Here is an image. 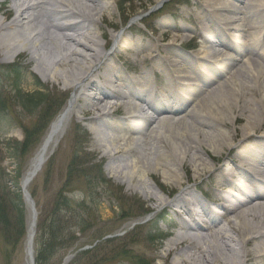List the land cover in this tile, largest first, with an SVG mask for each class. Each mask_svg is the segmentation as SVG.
Returning a JSON list of instances; mask_svg holds the SVG:
<instances>
[{"label":"rangeland","instance_id":"rangeland-1","mask_svg":"<svg viewBox=\"0 0 264 264\" xmlns=\"http://www.w3.org/2000/svg\"><path fill=\"white\" fill-rule=\"evenodd\" d=\"M1 1L3 0H0V2ZM225 1H228L229 4L236 5L237 8L242 10V7H244L246 5L245 3L249 0ZM208 2L209 0H121L117 5H112L105 10L102 19H96L99 23L98 25L101 32L105 33L108 37L107 40L109 43L106 49V51H108L107 53H109L107 55L110 56L108 60L112 61L116 66V70L120 72H124L126 68L129 69V67H132L134 72L139 71L140 73L144 71L148 73L153 67L159 66L160 72H162L166 78V75L170 73V66L167 64V67L165 66L164 68L163 65L159 64V60L164 61L165 56H170L174 61L178 62L177 69L186 71L190 76L191 74L188 72L189 67L192 69L194 67L199 68V66L196 65L198 61L195 60V57H198L201 46L211 47V43L200 35L202 31L201 26L197 27L200 23H204L203 27H205L207 20L205 15L208 17L215 15V13L209 12L208 8L214 5V3L219 2L211 0L212 4L210 5ZM203 8L204 10L206 9L208 14ZM245 17L247 16L242 15L238 17L245 29L243 34L244 37H249V35L251 36L254 35V33H258L259 36L257 35L256 41L259 42V47L261 48L260 45H264V25H261L263 13H253L251 18L248 16L247 20ZM194 18H198L197 24L192 22ZM242 19H245V21L241 22ZM107 22H112L115 28L111 29L107 26ZM251 24H253V26ZM182 27L188 28L190 32H188L189 30L184 32L183 29H181ZM168 30L171 32L169 38L167 36L161 39L160 33ZM207 31L210 32L208 28ZM115 34H122L125 39L127 38V43H121L117 49L113 47L114 42L109 38ZM190 36H193V40L189 42L188 38ZM224 39L226 40L225 43L228 42L232 46L234 45L235 47L233 48L236 49L234 55H236L235 58L238 61L234 62V64L229 67L230 71L225 74L223 73V75L214 71L213 75L209 74V78L206 79L207 84L198 77L197 79L202 89L194 94L191 100H184L183 98L182 104L185 105L183 113H177L172 116L164 113L161 114V117H167L172 120L183 118L187 122L198 126L200 133L203 131L207 133L216 132V121L207 118L201 120L195 113L193 115L188 114L189 110L192 109L193 106L198 105V101L209 94V92L211 93L214 91L217 86H221L224 82L228 81V78L234 74L247 57L251 59L256 58L258 60L263 58L261 56H259L260 58L258 57L257 51L259 50L243 52L242 47L237 45L236 42L233 41L234 39ZM171 40H175V44L174 46H169V48H173L178 55H175L174 52L169 53L170 50L169 52L166 50L167 43ZM98 41L103 44L102 40L98 39ZM247 41H250V39L246 38L245 42ZM128 45L135 47V49L126 51ZM154 47H157L156 49H158L160 53L158 54L156 52V56L153 58L144 57V55H142L143 53H139V51L145 52ZM183 48H185V50ZM210 50H212V47ZM244 55L245 57L242 58ZM177 56L180 57L178 58ZM152 59L153 61H151ZM104 61L105 60H102V63ZM181 61H183V63ZM262 61L264 62L263 59ZM11 63L16 64L17 68H19L21 89L24 92L30 93L35 89L33 86V77L37 78L40 83L47 88L44 92L47 100L39 106L36 111H27L17 104L18 100H16L15 91L12 87V79H5L1 71L6 70V65ZM123 65L125 67H123ZM34 66L35 64L32 61L30 62L27 58L21 57V59L13 60L12 57L3 56L0 52V100L5 104L2 110L3 120L1 121L2 123H0V166L3 168L5 167L7 173L11 176H13L11 173L18 169L25 173L26 169L29 167V161H31L37 153V150L43 144V140L49 131V125L55 121V117L65 110L68 104L66 100L69 101L75 94L72 90H66L62 86H56L50 79L42 81L40 77L36 75ZM215 66L216 65H212L209 67V70L217 69ZM155 69L159 71V69ZM177 69L173 67L174 73L177 72ZM202 72V76L204 74L208 75L207 70L202 69ZM95 77L96 74H93V78ZM161 79L163 81L165 80L163 77ZM82 89L83 87L80 92L75 95L76 99L80 98V93L83 92ZM224 91L226 93L227 89H224ZM89 92L90 91H87L86 93ZM260 93L259 90H249L246 93H237L238 96H235V101L232 96L226 99L225 108H221L223 115L222 121L225 124L221 129H224V131L230 134L233 146L230 148L221 144L219 150L216 152L212 149L214 153H212L210 149L198 151L197 154L207 162L208 169H217L222 164L228 165L229 168L234 169L235 166L238 165L240 159L247 158L248 155L244 153L245 151L240 152V150L241 147L248 148V146L253 144V139H249L248 142L242 146L237 140L244 132L243 128L247 123L246 118L249 112L251 113V117L254 118L255 121H258L252 135L257 137L259 134H264V103L259 104V102H262ZM217 98H219V96L216 97V99ZM50 103H52V106L47 108L46 105H50ZM60 104L62 105L61 107H59ZM74 107L77 109V112L72 120L77 121L78 124L73 125L72 120L69 121L64 135L59 139L60 141L54 149V153L46 160V163L28 186V192L32 196L34 205L36 206L37 216L41 215L45 220L44 226L46 229H49L51 213L55 205L54 203L58 199L59 192L63 194L65 199L67 198V200L71 202L70 204L72 207L69 212L63 211L61 214V219L65 220L64 225L68 227L70 231L73 230V236L75 238L71 241V248L68 250H60V248L57 247L48 255V260L43 264H61L65 256L72 254L75 255L68 264H89V260L83 257L79 258L76 254L83 249L92 247L93 244L96 246L95 258L90 260L91 264L94 262H96V264H137V260L140 259L148 264H162L161 260L167 254V241L181 232L179 230L184 224L183 220L178 216V212L180 211L181 213L182 210L172 206L173 200L177 196L182 195L186 189H191L193 195H186L184 196L185 199L191 203H195L197 197L202 198L206 205L214 207L209 199L206 201L201 195L202 193L205 195V192L211 189L216 190V195L220 194L219 187L216 186V182L220 179L219 173L217 175V180H213L215 177L209 179L207 168L203 172L199 169L197 172L198 175L196 176L188 169L182 170L179 172L181 178H183V180H190L189 183L183 184V186H181L182 188L162 179L161 171L156 172V177L149 178L145 176L143 179H145L147 183L146 190L153 196L156 195L159 197L163 202L160 205H154L151 201L146 200L144 193L142 194L140 190L132 189L125 182L126 180L124 178L119 179L115 175V171L121 169L122 166L130 164L132 161L139 158L141 159L147 146L137 147L139 149H137L131 157H128L127 160H120L116 163L111 162V159H109L107 155L108 150L98 149L93 142L92 135L94 134V130L91 128L93 126L90 122L92 115L83 118L82 112L91 107L80 104L79 101L75 102ZM55 111L58 112L55 113ZM53 113H55V115L50 117ZM145 114V116H150L148 112ZM110 117L118 123V126L120 125V127H122L125 133L127 132V127L121 120V118H127L124 110L121 109L118 113L110 115ZM128 120L130 122H127V120L126 122L129 126L133 120ZM143 121L146 123L147 118L144 117ZM197 121H200V125L196 123ZM201 121L203 123H201ZM155 122H157V120ZM113 126L116 128L117 133L112 134V137L120 136V128L116 127L115 124ZM153 127H157L156 123H153L145 129V133L143 132L142 135L145 137L144 139H149L148 135ZM24 130H31L34 133L28 141L29 147L25 152H22L23 155L15 157L11 151L8 152L4 148L7 147V145H12L11 141H23ZM131 137L137 138L135 135ZM213 140L214 138H212V141ZM161 141L162 140H157L155 144L157 146H163L160 144ZM163 141L166 143L165 139H163ZM215 147L216 146L213 148ZM75 149L80 150L79 160L82 161V164L79 166V171H73L69 174L68 166L71 164ZM161 154L164 157L163 151H161ZM213 157L216 159V162L211 161ZM98 170H101L102 178L110 181L109 186H100L98 181L100 176ZM102 178L100 176V179ZM90 179L95 185H98V187L95 191L96 194L88 198L85 192L88 190L86 180ZM92 182L90 183L93 185ZM165 190L172 191L170 199H167L166 195L161 192ZM239 200L240 197L238 198V201ZM220 202H222L223 205L225 204V200H221ZM80 204V207L77 206ZM163 208L164 212L160 214ZM144 211H150L151 214L141 217ZM25 216L26 227L29 218L27 210ZM226 216L227 214L223 219ZM217 218H215L216 221L218 220ZM70 219L80 226L77 228L68 224ZM201 224L203 223L201 222ZM78 230L81 232H78ZM25 236L26 234L24 233L22 237H18L17 242H13L14 244L12 243L10 246H6L0 240V264H27L25 259ZM62 236H65V234L63 233ZM167 236V240L163 241L162 244L157 242L158 238ZM152 240L156 241L152 242ZM35 241L36 237L33 245L35 253L34 258L37 257ZM244 260L245 264H256V261L252 258H246ZM172 261H174V257H168V262Z\"/></svg>","mask_w":264,"mask_h":264},{"label":"bare ground","instance_id":"bare-ground-1","mask_svg":"<svg viewBox=\"0 0 264 264\" xmlns=\"http://www.w3.org/2000/svg\"><path fill=\"white\" fill-rule=\"evenodd\" d=\"M120 1L3 0L0 2V15L3 18V21L0 22L1 54L7 56L12 52H16L18 59L24 57L35 64L34 71L42 81L50 79L56 86H62L66 90H72L75 93L73 96L74 100L72 102L70 101L63 113L56 118L55 122L48 129L49 131L43 140V144L37 150V153L31 161H29V167L26 169L23 179L29 178L32 171L36 169L38 162L41 159H46L51 152L50 150L56 148V145L60 141L59 139L62 138L66 131V126L69 121L74 119L73 117L77 112L74 104L76 101H79L80 104L91 107L82 112L83 118L92 115L90 122L93 126L91 128L94 130L95 139L97 143H101L99 148L108 150L107 155L111 159V162L116 163L120 160H127L128 157H131L139 149L137 147L147 146L141 159L139 158L130 164L122 166L121 169L115 171V175L119 179L124 178L126 180L125 182L132 189L134 188L140 190L142 194L144 193L146 200L151 201L154 205H160L163 203L162 200L146 190L147 183L143 177H156V172L161 171L162 179L182 188L181 186L189 183L190 180H183L179 172L188 169L196 176L198 175L197 172L199 169H201V172L206 170V168L208 169L207 162L197 154L198 151L210 149L214 153V151L219 150L221 144L232 148L233 143H231L232 138L230 134L224 131V129H221L225 125L222 121L223 115L221 108H225L226 99L229 96L234 97L235 101V96H238L237 93H246L249 90H259L262 99V102H259V104L264 103V63L256 58L251 59L247 57L234 74L228 78V81L224 82L221 86H217L214 91L209 92V94L198 101V105L193 106L189 110L188 114L193 115L195 113L201 120L207 118L216 121L215 133H207L206 131L200 133L198 126L187 122L183 118L172 120L167 117H161V114L164 113L171 116L177 113H183L185 105L177 103L180 99L179 94L170 93L173 96V99L170 100L171 105H164L159 108L151 101L145 102L143 99L145 95L136 93V91H132L129 94V98L120 94V92L115 97L119 102L125 100L117 104L119 110L123 109L127 117L125 119L121 118L127 127V132L125 133L122 127L120 125L118 126V123L108 114L109 107L99 106L109 97L110 93L106 90L107 84L116 85L111 80L117 79V74L114 73L115 70L113 67L106 68V63L110 62L108 60L110 56L106 53L109 43L107 40L108 37L105 33L101 32L96 19H102L105 10L112 5H117ZM216 1L219 3H214L208 10L214 12L216 17L221 18L222 20L219 19L217 21L218 24L227 28L228 31L233 32L234 35L236 34L238 40H240V37H244L243 34L245 32L243 24L240 25L239 16L245 15L247 16L245 17L247 20L248 16L251 18L253 13H263L261 25H264V0H249L242 7V10L237 8L236 5L228 4L225 0ZM208 4H212L211 0H209ZM206 13L208 14V12ZM205 16L207 17V22H211V17ZM242 21H245V19H242ZM210 22L208 23L209 27L212 26ZM253 24L251 25L253 26ZM106 25L111 29L115 28L112 22H107ZM185 30L187 29L185 28ZM170 35L169 32L160 33L162 39L167 36L169 38ZM257 35L259 36L258 33L249 35L251 43H241V46L243 45L242 47H245L247 52L250 49L254 51L258 47L257 44L259 43L256 41ZM109 38L114 42L113 47H116L115 49L119 48L121 43H127V38L125 39L122 34H115ZM214 38L212 47L217 48L216 44L219 46L224 45L228 50L211 53L209 48L201 47V51L198 53L199 60L201 58L208 59L206 62L202 61L205 67L207 62L212 63L213 61L216 63L214 64L216 65L215 68H217L213 70L207 69L208 75L204 74L203 76L196 74L194 71L195 77H199L206 84V79L209 78V74L213 75L215 71L223 75V73L225 74L230 71L229 67L234 62L238 61L235 58L236 55L228 52H236L235 48L225 44L223 38L218 36ZM98 39L102 40L103 44L99 43ZM174 44L175 40L169 41L166 50L168 52L170 50L169 53L174 52L176 55V51L173 48H169V46H174ZM156 48L154 47L153 49H148V51L140 52L141 54L143 53L142 55L144 57L153 58L156 56V52L159 53ZM132 50L133 46L128 45L126 51ZM257 54L258 57L261 56L264 58V49H259ZM212 55L213 57L211 58ZM244 57L245 55L242 58ZM103 59L105 61L102 63ZM165 61L159 60V64L163 65L164 68L168 64L172 66V70L173 67L177 69L178 63H174L175 61L170 56L166 57ZM202 67L204 66L200 65L199 68ZM102 70L103 75L100 74ZM176 73L174 75L172 73L167 74L166 80L168 82L174 80L178 83L177 78H182L188 81L189 84H192L182 86L183 88L180 89L187 94V99L191 100L192 96L202 89V86L193 84L192 80H196L190 79L185 71L183 73L182 70L177 69ZM93 74H96L95 78H93ZM148 80V73H142L141 77H139V84L145 85ZM173 86L171 85L169 90H178L177 87ZM82 87L83 92L80 93V98L76 99L75 95L80 92ZM224 89H227L226 93ZM87 91H90V94L86 93ZM118 91L121 90L118 88ZM113 92L117 93V90L114 89ZM218 96L219 98L216 99ZM131 99L138 101L133 102ZM161 101L162 98L159 101L160 104L162 103ZM142 103L149 105V107L146 106L152 114L151 117L143 115L138 117L133 116V114H140V106ZM142 117H147L146 123ZM128 119H132L134 123L131 122L132 124L130 123L128 126L127 122H130ZM156 120L157 122H155ZM246 121L247 123L243 128L244 132L237 142L242 146L252 138L254 143L248 146V148L241 147L240 150V152L245 151L244 153L246 155H250L258 153L264 147V134H259L257 137L252 135L258 121H255L251 117L250 112ZM72 123L73 125L78 124L75 120H72ZM153 123H156L157 127L151 128L148 135L149 139H144L145 137L142 136L143 132L145 133V129ZM196 123L200 125V121ZM201 123L203 122L201 121ZM114 124L120 128L121 135L111 138V134L117 133L116 128L113 126ZM133 135L137 138L131 137ZM48 136L51 138L49 139ZM162 138L166 140V143H164ZM212 138H214L213 141ZM157 140H162L160 144L163 146H157L155 144ZM214 146L216 147L213 148ZM161 151L164 152V157ZM211 161L216 162V159L213 157ZM240 161L247 162V159H240ZM220 170L229 172L228 175L230 178L238 177L235 173L237 169L233 170L224 164L217 170L209 168L207 172L211 178L215 177L214 179H216L219 173L217 171ZM228 175H224L225 177H222V181L226 185L229 183L230 186L231 181ZM237 180L239 179L237 178ZM161 192L166 195L167 199H170L172 196L171 190ZM208 194L214 201L220 198L222 199L223 197H216L215 189H211ZM186 195H193L191 189H186L182 195L177 196L173 200L172 206L189 212L191 210L190 206L197 204L196 207L199 206L207 213L208 221L201 224L200 221L194 220L191 224L182 225L179 230L181 232L167 241V254L162 258V264H245L244 259L246 258H252L256 261V264H264L263 188L249 195L242 196L234 204L232 202L229 203V208L224 210V214H227V216L224 219L222 216L217 221L213 219V210L206 207L202 198L197 197L195 203H191L184 198ZM28 216L25 259L27 264H31V257L33 256L30 248V235L33 231V216L31 211H29ZM171 256L174 257V261L168 262V257Z\"/></svg>","mask_w":264,"mask_h":264},{"label":"trees","instance_id":"trees-1","mask_svg":"<svg viewBox=\"0 0 264 264\" xmlns=\"http://www.w3.org/2000/svg\"><path fill=\"white\" fill-rule=\"evenodd\" d=\"M6 70H1L5 79H12V87L15 91L16 100H18L17 104L21 106L22 109L27 111L33 112L36 111L39 106H41L46 100L45 91L47 90L44 85H42L39 80L35 77L34 78V88L32 92L26 93L21 89V78L19 68L16 65H10L5 67ZM62 104V103H61ZM60 104L59 107L62 105ZM5 104L2 100H0V123L3 120V107ZM47 108L52 106L46 105ZM46 109V108H45ZM50 110V109H47ZM59 111V110H58ZM58 111H55L57 113ZM53 113L51 116H54ZM48 115V114H47ZM46 115V118H47ZM24 139L21 142L11 141L12 145H7L4 149L8 152H12L15 157L22 156L23 151L29 147V140L33 135V131L24 130ZM80 158V150H76L73 154L71 159V164L68 166V172L79 171V166L82 164V161L79 160ZM23 172L18 169L15 171V176L12 178H8V175L5 173V169L0 166V240L7 246L11 245L13 242H17L18 237H22L26 231L25 223H26V208L23 204L22 195L20 192L19 181L22 177ZM99 175L102 178L101 170H98ZM98 178L100 186H109L110 182L105 180L104 178ZM87 182V189L85 192L88 198L93 197L96 194V188L98 185H95L91 179L86 180ZM92 182L93 185L90 183ZM12 185V189L9 187L8 184ZM71 202L65 199L63 194L59 192L58 199L54 203V208L51 213V220L49 224V229H46L44 226L45 220L42 218L41 215H38L37 221V230H36V241L35 246L37 248V259L35 264H43L45 261L48 260V255L52 253L57 247L61 249H70L71 248V241L74 240L73 230L70 231L68 227L64 225L65 220L61 219V214L63 211L69 212L71 207ZM76 205V204H75ZM77 206H81L77 205ZM147 211L141 216H144ZM68 224H71L74 227L80 226L79 224H75V222L70 219ZM81 230V229H80ZM78 230V232H81ZM63 233L65 236H62ZM151 235V234H150ZM15 240V241H14ZM164 238H158L157 242L162 243ZM156 241V240H152ZM14 244V243H13ZM96 247V246H95ZM95 247L91 250L82 251L78 254L79 258H85L86 260H92L95 258ZM93 264H96L94 262ZM137 264H148L145 263L142 259L137 260Z\"/></svg>","mask_w":264,"mask_h":264},{"label":"water","instance_id":"water-1","mask_svg":"<svg viewBox=\"0 0 264 264\" xmlns=\"http://www.w3.org/2000/svg\"><path fill=\"white\" fill-rule=\"evenodd\" d=\"M53 152V151H52ZM52 152L50 154H52ZM44 161L45 159H41L39 162H38V165L36 166V169L32 171V174L29 176V178H26L25 180H23L21 182V192H22V195H23V202H24V205L26 206V208L28 209V212L31 211L32 213V216H33V221H32V227H33V231L30 235L31 239H30V248H31V253L33 255V248H32V243H33V239H34V235H35V224H36V221H37V216H36V209H35V205H34V202H33V199L31 197V195H29L26 187L28 185V183L31 181V179H33V177H35L36 175V172H38L42 165L44 164ZM26 238H27V234H26ZM72 257L71 256H67L63 262L61 264H66ZM32 259V263L31 264H34V257L32 256L31 257Z\"/></svg>","mask_w":264,"mask_h":264}]
</instances>
